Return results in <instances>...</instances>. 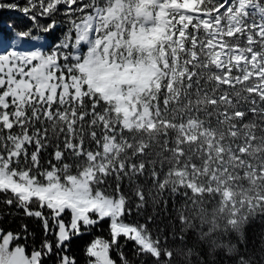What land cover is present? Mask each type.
<instances>
[{"label": "snow or ice", "instance_id": "6c2138e0", "mask_svg": "<svg viewBox=\"0 0 264 264\" xmlns=\"http://www.w3.org/2000/svg\"><path fill=\"white\" fill-rule=\"evenodd\" d=\"M0 9L32 22L0 34V195L45 236L0 228V264H77L70 242L104 220L86 264H264V0ZM61 12L62 37L33 43Z\"/></svg>", "mask_w": 264, "mask_h": 264}, {"label": "trees", "instance_id": "16d2710c", "mask_svg": "<svg viewBox=\"0 0 264 264\" xmlns=\"http://www.w3.org/2000/svg\"><path fill=\"white\" fill-rule=\"evenodd\" d=\"M15 2H18L21 6H23L26 0H15ZM16 13L20 12L10 9H0V31L4 32L7 36L11 35V30L7 29L4 23L14 26L17 30L23 28L24 26H30L32 23L24 16H14ZM47 22V19H41V23ZM59 30L54 31V34L59 32ZM48 39L52 42V44L56 42L53 38V33L48 37ZM48 158V155L44 154L43 160H47ZM3 199V195H0V228H3L5 231L21 232L24 234L22 226L27 225L28 234H30L27 241L28 244L30 246L33 244L39 246L40 242L45 238L42 223L35 218L25 216L22 210H18L14 206L9 208L7 205L2 203ZM64 218L66 222L70 219L69 216H65ZM133 219H139L141 223L144 222V217L142 216L136 217L134 215L133 217H129V220ZM248 234L250 237L254 238H258L260 235L264 234V218L257 217L256 220L252 221L248 227ZM97 237L110 239L108 220L101 221L97 226L91 229L83 230L82 235L72 239L70 242L69 254L76 258L77 264H86L87 257L85 255V249L91 241ZM48 238L52 239L51 236ZM120 243L123 245L122 251L125 255L130 260H135L134 242L128 241L125 243L124 239L121 238ZM111 255L114 259H117V261L119 260L116 252L111 253ZM48 264H53V260H49ZM136 264H139V261H137Z\"/></svg>", "mask_w": 264, "mask_h": 264}, {"label": "rangeland", "instance_id": "374dc122", "mask_svg": "<svg viewBox=\"0 0 264 264\" xmlns=\"http://www.w3.org/2000/svg\"><path fill=\"white\" fill-rule=\"evenodd\" d=\"M56 19H57V21H58V26H57V28H56V30H59V32H57V33H53V38L57 41L59 38H61L62 37V34H63V32H64V30H65V28H66V25L65 24H63V23H60V21H63L65 18H64V16H63V14H62V12L60 13V14H58L56 17H55ZM5 24V26L7 25L6 23H4ZM7 27V26H6ZM55 30V31H56ZM1 34V33H0ZM3 35V34H2ZM4 36V35H3ZM5 37V36H4ZM12 37H14V36H12ZM21 44H23V42L21 41L20 42ZM33 43H35V44H37V45H40V44H47L48 45V42L47 41H45L44 39H43V36L41 35V39L40 40H38V41H34ZM8 48H9V50H11L13 47H15L16 45H15V43H14V41H10L7 45H6ZM25 47H28V46H25ZM21 50H23V49H21ZM32 50H34V49H32ZM0 51H2V49H0Z\"/></svg>", "mask_w": 264, "mask_h": 264}]
</instances>
